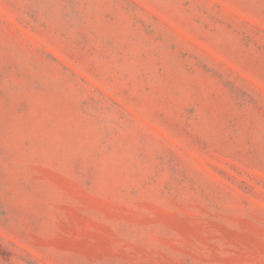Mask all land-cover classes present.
<instances>
[{
    "label": "rangeland",
    "instance_id": "374dc122",
    "mask_svg": "<svg viewBox=\"0 0 264 264\" xmlns=\"http://www.w3.org/2000/svg\"><path fill=\"white\" fill-rule=\"evenodd\" d=\"M0 264H264V0H0Z\"/></svg>",
    "mask_w": 264,
    "mask_h": 264
}]
</instances>
